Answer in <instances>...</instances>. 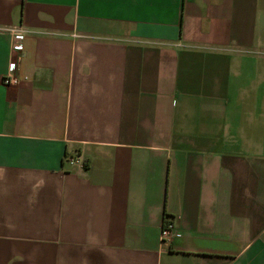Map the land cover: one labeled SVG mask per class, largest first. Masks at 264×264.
Masks as SVG:
<instances>
[{"label": "crops", "instance_id": "0c3cea01", "mask_svg": "<svg viewBox=\"0 0 264 264\" xmlns=\"http://www.w3.org/2000/svg\"><path fill=\"white\" fill-rule=\"evenodd\" d=\"M0 264H264V0H0Z\"/></svg>", "mask_w": 264, "mask_h": 264}, {"label": "built area", "instance_id": "2783aa9c", "mask_svg": "<svg viewBox=\"0 0 264 264\" xmlns=\"http://www.w3.org/2000/svg\"><path fill=\"white\" fill-rule=\"evenodd\" d=\"M11 33V44H10V63H9V74L5 79L6 84H17L19 79L17 78V71L20 68L25 51V31L22 28H14L9 30ZM65 163H68L71 167L84 166V162L78 156H66ZM175 226L171 221H165L162 226L161 242H170L173 238Z\"/></svg>", "mask_w": 264, "mask_h": 264}]
</instances>
